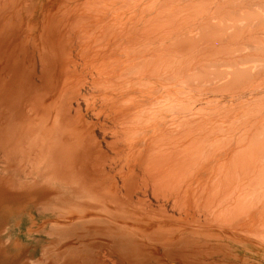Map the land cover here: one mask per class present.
Returning <instances> with one entry per match:
<instances>
[{"label": "bare ground", "instance_id": "1", "mask_svg": "<svg viewBox=\"0 0 264 264\" xmlns=\"http://www.w3.org/2000/svg\"><path fill=\"white\" fill-rule=\"evenodd\" d=\"M0 151V264L54 200L130 262L264 264V0H0Z\"/></svg>", "mask_w": 264, "mask_h": 264}, {"label": "rangeland", "instance_id": "2", "mask_svg": "<svg viewBox=\"0 0 264 264\" xmlns=\"http://www.w3.org/2000/svg\"><path fill=\"white\" fill-rule=\"evenodd\" d=\"M4 158L5 154L0 151V174L8 171V159ZM30 158L28 166L32 167L35 159ZM13 170L18 173L16 168ZM19 175L28 180L35 179L33 174ZM96 213L84 209L80 204L54 200L33 207L19 222L9 225L4 231V239L18 236L28 244L31 249L28 252L29 264H64L70 257H78L79 264H111L110 259H116L121 264H163L157 259L149 262L140 255L136 257L137 260L128 261L127 255L141 250L148 251L153 243L139 234L134 225H118L102 234L93 228V223L100 221Z\"/></svg>", "mask_w": 264, "mask_h": 264}]
</instances>
